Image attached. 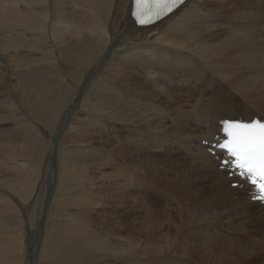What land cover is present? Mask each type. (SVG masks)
<instances>
[{"label": "bare ground", "instance_id": "obj_1", "mask_svg": "<svg viewBox=\"0 0 264 264\" xmlns=\"http://www.w3.org/2000/svg\"><path fill=\"white\" fill-rule=\"evenodd\" d=\"M132 7L0 0V26L32 37L16 59L34 62L17 73L29 116L0 113L15 125L0 135V264L102 263L117 245L130 264H264V206L202 144L220 119H264V0H187L150 27ZM60 117L76 136L55 180L43 150Z\"/></svg>", "mask_w": 264, "mask_h": 264}, {"label": "rangeland", "instance_id": "obj_2", "mask_svg": "<svg viewBox=\"0 0 264 264\" xmlns=\"http://www.w3.org/2000/svg\"><path fill=\"white\" fill-rule=\"evenodd\" d=\"M9 23H7L4 26H0V38L2 36L4 37L5 32H6L7 35H10L11 34L13 37H17V42H16L15 45L14 44H10L11 46H7L6 49L5 48L2 49V47L0 46V105H1L0 106V113L6 114V116H8L9 118H16V113L21 112V114H22V112L25 111V109H26L27 115L29 114L27 112V109L29 107L28 106V102H27V99L25 97V93L22 90L21 85H20V83L17 80V76H18L17 73H24L25 74V72H29V69L32 68V65L34 64V62L31 63V64H29L28 62H30V61H27L25 64H20L19 63L20 58L19 59H16V56H19L18 53L21 50H29L30 48H32L30 46V43H31L30 40L32 39V37L30 35H23L22 37H18L19 35H18V33H16L17 31L15 30V26H9ZM26 33H28V32H26ZM28 34H30V33H28ZM6 59H8V60H6ZM12 59H15V61L13 62ZM14 63L15 64H18V65L17 66L14 65ZM10 105H14V106H10ZM1 107H3L4 109L1 108ZM18 118H19V116H18ZM84 119L85 118L80 119V121L81 122L82 121H85L86 119L85 120ZM71 120H75V119H73L72 117H60L57 121L54 122V125L53 126H55L56 122H58V121L60 123L58 122L57 128H52L51 132H49V137H47V139H49L48 141L49 142H52L50 144L51 146L49 144H47L46 147H45V150H43L44 152L47 151V154H45V157H44L43 167H44V165H45V167L48 166L46 164H48V157L51 155L50 158L53 159L51 170L54 171V173H52V174H55V180H56V177H57V173L55 172V170L58 168V163H59V157H58L59 155L58 154L62 150L61 148H63V147L66 146L65 145L66 144V141L69 142V140L73 139L74 136H76L75 134L73 135V133L76 132V129H74L71 126L72 125V123H71L72 121ZM68 121H69V123H68ZM77 121H79V119H77ZM65 122H67V123H65ZM11 124L12 123H7V122L6 123H3V126L0 127V129H1L0 130V133L1 134L0 135L1 136H4V135L11 136L9 131L11 129H13V127L15 128V125H11ZM63 124H65L66 126L63 125ZM68 128H70V129H68ZM5 130H6V132H5ZM66 130H68V131H66ZM80 139H84V137H81ZM93 139H95V138H93ZM63 140L65 141V144H64ZM54 148H55V151H54ZM49 150L51 152L53 151L52 152L53 155L51 154V152ZM65 151H66V149H65ZM146 158H147V160H143L142 162L143 163H146L147 167H151L152 166V163H151L152 162V158L149 157V156L146 157ZM120 159L123 162L125 161L124 162L125 164L128 163L127 166L129 168L132 167L131 169H134V167L130 163L131 160L129 158L125 159V158H122L120 156ZM52 174L49 175V181H47L45 183V185H47L49 187L48 195H50V192H52L53 189L55 188V181H54V179L52 180V178H53ZM4 179H5V176L3 174H0V180H4ZM8 188L9 187L7 185H5L3 183V181L0 182V189L7 190ZM29 215L30 216H34V213L31 212ZM122 217H125V216L122 215ZM37 223H36V225H37ZM25 226L26 227H25V229H23V231H24V233H26V244L28 245L30 243V248H31V246H34V245L38 244V242H39V240H38V234L35 233V231L33 230L32 227H31V229H29L28 228V225L26 223H25ZM33 238H35V239H33ZM34 251H36V250L34 249ZM34 251L32 252V254L35 256L36 253H34ZM121 252H123L124 254L121 253ZM106 253H108V251ZM112 254L114 255L113 257H110V259L108 261L107 260H102V263H101V260H100L99 256H94L92 258V260L90 259L89 264L90 263L91 264H95L96 260L97 261L99 260V262H98L99 264H130V260H129V257H128V251H127V247L126 246L117 245L116 246V251L112 252ZM121 254H123V255H121ZM125 260H126L127 263L125 262Z\"/></svg>", "mask_w": 264, "mask_h": 264}, {"label": "snow or ice", "instance_id": "obj_3", "mask_svg": "<svg viewBox=\"0 0 264 264\" xmlns=\"http://www.w3.org/2000/svg\"><path fill=\"white\" fill-rule=\"evenodd\" d=\"M183 3L184 0H134L133 16L140 25L152 24ZM220 123L226 138L215 147L226 151L228 158L223 164L255 186L258 195L253 199L264 201V121L224 119Z\"/></svg>", "mask_w": 264, "mask_h": 264}]
</instances>
